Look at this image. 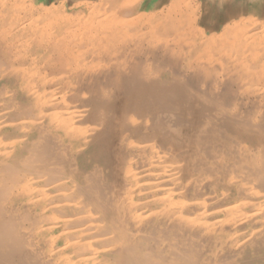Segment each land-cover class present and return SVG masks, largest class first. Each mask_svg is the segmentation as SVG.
Listing matches in <instances>:
<instances>
[{"label": "bare ground", "instance_id": "6f19581e", "mask_svg": "<svg viewBox=\"0 0 264 264\" xmlns=\"http://www.w3.org/2000/svg\"><path fill=\"white\" fill-rule=\"evenodd\" d=\"M0 264H264V0H0Z\"/></svg>", "mask_w": 264, "mask_h": 264}, {"label": "rangeland", "instance_id": "374dc122", "mask_svg": "<svg viewBox=\"0 0 264 264\" xmlns=\"http://www.w3.org/2000/svg\"><path fill=\"white\" fill-rule=\"evenodd\" d=\"M223 12V11H222Z\"/></svg>", "mask_w": 264, "mask_h": 264}]
</instances>
